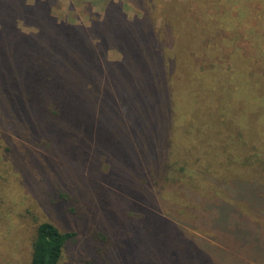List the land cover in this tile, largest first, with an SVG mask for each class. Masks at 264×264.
Wrapping results in <instances>:
<instances>
[{
    "label": "rangeland",
    "instance_id": "obj_1",
    "mask_svg": "<svg viewBox=\"0 0 264 264\" xmlns=\"http://www.w3.org/2000/svg\"><path fill=\"white\" fill-rule=\"evenodd\" d=\"M23 1L30 8L25 9L21 5ZM137 1L0 0V30L8 27L7 42L16 40L17 46L12 47L19 48L20 62L15 64V69H6L4 73L19 79L9 88H18V93L24 96L31 94L30 89L20 86L23 67L30 64L35 66L38 74L42 73L38 84L42 89V100L44 94L48 96L50 84L56 83L54 79H44L49 64L36 57L40 45L35 39L34 45H30V39L42 32L46 25L36 19L38 2L57 6L53 15L58 19V25L83 26V32H92L94 28L103 27L101 20L111 3L121 7L129 20H141L143 15ZM172 1L164 0V3L171 5ZM163 21V18L158 19L157 26L164 24ZM223 33L221 30L212 32L213 42L220 51L229 52L221 40ZM255 33L260 37L264 35L260 31ZM244 36L249 52L257 38L247 32ZM95 41L97 43L98 39ZM260 44L264 51V44ZM11 54L13 57L15 52ZM105 54V64L108 65L121 58V53L113 47ZM247 59L260 64L255 72H262L264 56L249 54ZM229 64L233 63L227 61V66ZM32 77L29 74L24 79L31 83ZM31 89L34 88L31 86ZM53 92L57 107L62 102L56 91ZM4 94L0 91V264H31L36 227L42 220L52 221L61 230L77 234L68 241L59 264H213L214 258H207L202 252L214 257L219 254L218 245L224 249L222 243L217 244L216 238L220 239V236L213 228L219 223L227 225L230 236L243 239L238 250L245 260L256 259L255 264H264L260 261V257H264V214H261L264 212H261L263 207L258 211L249 207L252 196L246 197L239 192L237 196L221 200L216 219L204 206L216 200V196L227 195L226 183L235 181L236 186L240 180L264 183V147L256 149L247 165L240 166L227 161L221 152L214 151L220 142L214 140L211 131L199 136L196 129L172 132L168 127L165 134L163 132L164 145L156 146L159 157L155 160L156 165L151 166L144 157L146 144L132 142L133 135H127L120 126L122 123L128 126V119L119 101L116 111L124 118H119L115 129L104 128L116 136L107 142L102 141L104 134L99 138L92 126L83 132L71 131L65 123V114L53 119L49 104L44 101L28 104L23 113L31 114V118L15 117L13 110L3 108L7 103L5 99H10L4 98ZM6 94L12 96L14 93L7 90ZM50 119L63 124L59 125L57 133L55 129L45 128V131L41 128L46 127ZM261 121L264 124V115ZM258 131L264 139V126ZM65 133L70 134L68 138L74 146L72 152H77L78 143L84 144L86 150L82 161L80 156L67 154L60 148ZM252 153L245 152L249 156ZM73 169L78 170L79 176L68 174L67 170ZM164 170L183 181L175 185L164 182V174L160 175ZM183 185L189 188V192ZM63 194L67 199L62 197ZM149 197L152 198L150 203ZM234 198L240 209L237 217L231 214V208L235 209ZM163 217L172 220L188 236L180 237L182 230H167L149 238L148 233L156 225L152 220ZM140 232H143L142 237H139Z\"/></svg>",
    "mask_w": 264,
    "mask_h": 264
},
{
    "label": "trees",
    "instance_id": "obj_2",
    "mask_svg": "<svg viewBox=\"0 0 264 264\" xmlns=\"http://www.w3.org/2000/svg\"><path fill=\"white\" fill-rule=\"evenodd\" d=\"M137 4L142 11L141 20H129L121 7L111 3L101 20L103 27L83 32V26L58 25V19L53 15L57 6L38 2L36 19L46 25L42 32L30 39V45L33 46L34 41L40 45L36 57L49 64L44 79L56 80L55 84H50L48 96L44 94L43 100L42 89L38 88L42 73L38 74L33 64L23 67L20 76L21 88L30 89L31 94L24 96L18 93V88H9L19 79L4 73L6 69H15V64L20 62L19 48L12 47L17 46L16 40L7 42L8 27L0 30V59L4 60H0V91L14 93L12 96L3 95L10 98L5 99L4 110H13L15 117L31 118V114L23 113L28 104L44 101L49 104L53 119L65 114V123L71 131L83 132L92 126L98 137L103 133L102 141L108 142L116 136L104 128L115 129L119 118H124L116 111L119 101L128 119V126L125 123L120 126L127 135H133L132 142L146 144L144 157L151 166L156 165L155 160L159 158L156 146L164 145V130L168 127L172 132L196 129L199 136L207 135L209 130L215 136L214 140L220 142L218 147L215 146V152H221L230 163L247 165L256 149L264 147V139L258 133L259 127L264 126L261 121L264 115V67L261 73L255 72L260 64L247 59L249 54L264 56L260 44H264V35L260 37L255 33L264 32V0H174L171 5L164 0H138ZM21 5L30 8L26 1ZM160 18L164 19V24L158 27ZM220 30L224 32L221 37L224 48L229 52L220 51L213 42L211 33ZM246 32L257 38L249 52ZM112 47L121 53V58L108 65L105 64V53ZM227 61L233 64L227 66ZM29 74L33 76L31 83L24 79ZM53 91L62 102L57 107ZM55 122L50 119L47 126L41 128L55 129L57 133L63 124ZM69 135L65 133V139L60 140V148L67 154L80 156L82 161L86 148L81 142L77 144V152H72L74 146ZM246 151H252V156L246 155ZM67 172L79 176L77 169ZM162 174L164 182L175 185L183 181L175 174L171 176L168 170ZM234 182L224 185L226 196H216V200L204 204L213 219L217 218L221 200L237 196L239 192L246 197L252 196L249 207L253 211L263 207L261 212H264V183L240 180L236 186ZM182 187L189 192L187 186ZM62 197L67 199L64 194ZM148 201L150 203L152 198L149 197ZM233 202L235 209L231 208V214L237 217L240 209L236 206V198ZM152 221L156 225L148 233L151 239L167 230H182L164 217ZM213 228L220 236V239L216 238L217 244L222 243L225 249L218 245L219 254L214 257L202 252L207 258H214L213 264H255L256 259L248 261L239 254L238 248L243 244L241 237L230 236L225 224L219 223ZM76 235V232L61 230L52 221H38L31 264H59L68 241ZM142 236L143 232H140L139 237ZM179 236L188 235L182 230ZM232 241L234 243H229ZM260 261L264 262V257L261 256Z\"/></svg>",
    "mask_w": 264,
    "mask_h": 264
}]
</instances>
